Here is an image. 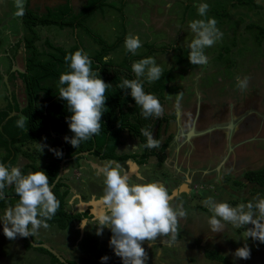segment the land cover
<instances>
[{"label": "rangeland", "instance_id": "rangeland-1", "mask_svg": "<svg viewBox=\"0 0 264 264\" xmlns=\"http://www.w3.org/2000/svg\"><path fill=\"white\" fill-rule=\"evenodd\" d=\"M27 1L25 0V3ZM107 1L109 5L87 17L84 20V26H80L79 29L61 28L57 25L38 26L36 29L40 37L36 41V45L39 50L41 52L48 50L47 40L66 49H70L80 42L85 52L92 56L102 49V45L97 42L94 36H102L108 43L116 42L119 37L126 39L130 34L139 36L142 46L136 51L135 55L128 52L125 47V39H123L120 41L119 46L107 56L114 64H122L130 69L134 62L148 57L154 58L156 64L162 68L161 77L163 78L160 77V79L168 86L162 92V95L165 96L164 109L167 111L170 108L173 109L174 104L179 102L182 108L192 107V104L198 102L196 103L198 109L201 101L207 104L213 99H216L219 103L222 102L220 108L217 106V109L219 114L226 109L225 116L232 113L236 115L241 107L250 109L255 106L256 111L260 114H258L259 117H253V112L250 120L248 119V123L245 125L247 129H245L244 136H242L245 140L248 139L245 141V152L241 150V144L237 145L234 149L235 153L232 155L233 158L228 161V165H231L234 159H240L244 154L245 170L264 165V0ZM0 2V68L9 64L10 53L12 55L17 54L16 61L24 67L29 50L26 49L23 39L26 36L31 37L33 33L24 27L21 17L14 15L16 11L14 0H0ZM65 2L66 0H30L29 6L43 12L47 7L55 8ZM71 2L74 8L73 11L78 12L87 0H71ZM203 3H207L209 9L204 16H200L197 5ZM212 18L217 21L216 27L223 35L213 46L204 49V54L208 57L207 64L192 65L188 59L190 51L188 45L196 37V34L191 31L189 23L195 20L207 21ZM78 50H82L80 46ZM43 58H46V54ZM24 68H26V65ZM1 77L2 73L0 71V91H2L0 98L3 100L1 103L5 104L4 84ZM245 77L249 78L248 87L241 90L237 81L238 78L243 79ZM140 80L146 86H152L159 81L149 83L146 74ZM21 88L23 90H20L19 97L21 104L24 106L28 102L27 92L25 85ZM204 103L202 108L207 111L209 105ZM177 115L179 117L178 111ZM3 117L5 115L0 112V118ZM214 119L217 120L213 116L207 115L205 118L209 122ZM6 120H8V116L7 119L5 118ZM17 121L16 119L15 122ZM3 122L4 120L0 123L1 129L3 128L2 125L6 124H3ZM198 140L200 144L199 152L203 153L206 150V153H208L210 148L206 146L209 143V138L204 137ZM239 140L241 138L238 136L236 141ZM136 142L139 149L143 150L141 143ZM23 149L33 153L35 163L43 167L46 161L51 158L52 138L44 136L39 142L26 143ZM131 149H128V151H131ZM121 151L124 152V150ZM6 154L7 152L4 149H0L1 157ZM87 156L91 162L85 161V159L80 160L79 163H76L75 160H69L66 164L67 167L65 166L68 171L64 172L63 175L64 182L68 183L70 187L75 189L74 186H76L82 190L85 198L83 200H89L95 185L99 184L98 187L102 186L105 189V177L103 174L94 175L93 168L95 165L93 163L100 161V165L104 167L110 162L109 160H99L98 156L91 152ZM16 159L12 166L20 169L26 163L31 162L21 152ZM253 161L254 164L247 165V162ZM152 162L150 161L146 163L147 166L142 167V173L149 172L150 177L148 178L150 180L141 182L135 177L136 179H131L129 183L156 182L157 179L164 178L167 180V178L174 177L169 169L171 167L164 162L158 164ZM183 163L192 165L184 161ZM223 164L221 163V167ZM79 165L83 166V169H81L82 176L76 172ZM121 165L122 172L124 163H121ZM211 165L215 168L214 165L218 164ZM112 166H115V164ZM221 167L218 169H221ZM230 175L222 174L221 179L218 181L230 184L228 178ZM178 181L172 183V190L178 188ZM197 184L201 185L202 183L198 181ZM183 189L186 190L187 188L183 187ZM168 191L170 193V189ZM73 192L71 191L68 196V208L72 212H76L79 199L71 198ZM189 195V202L191 201L190 204H193L192 207H188L187 194H179L177 199L179 205H184L183 208L187 211V217L193 220L189 228L191 232L186 229L180 231L179 238L181 239H177L175 243H169V239H157L153 245H150L149 242L142 244L148 255L146 264H264V245L258 240L247 238L246 235V230L254 227L253 225L249 224L244 228H236L227 223V228L224 227L221 232H212L208 219L213 213L205 205L207 198L196 194L194 199L192 197L194 194L189 193ZM222 198L223 200L219 197L217 202L226 201L228 203L231 201L229 197ZM173 202L175 201H172L174 207L179 206L177 202L175 204ZM200 203L207 210L205 213L198 211L200 209L196 205ZM8 207L13 206L8 204L6 207L0 208V219H2ZM77 224L79 226V223ZM178 229L181 230L180 225ZM72 230L70 228L61 230L56 225L49 224L47 229L41 227L33 237L49 243L66 258H73L70 256L80 257L83 264H87L85 260L92 264H101L103 254L109 257L106 264H123L122 258L116 259L113 255L109 256L112 236L107 232V228L99 236L96 235L97 228L92 232L87 230L85 235L81 233V240L77 244L79 246L77 249L73 248V244L79 233L77 234ZM214 235H217L218 238L210 239V236L214 237ZM60 239H64V242H60ZM82 239L84 240L82 241ZM99 239L104 240L103 246L100 245ZM24 240L26 239L20 236L13 241L6 238L3 233V221H0V264H60L51 262L50 256L41 252L36 246L33 245L29 248L25 245L27 240L25 242ZM245 244L251 250L250 258L247 260L236 258L234 256L235 251ZM209 251L222 255L225 257V261L209 257L207 255ZM81 255L88 256L87 258H81ZM99 255L100 257H98Z\"/></svg>", "mask_w": 264, "mask_h": 264}, {"label": "clouds", "instance_id": "clouds-1", "mask_svg": "<svg viewBox=\"0 0 264 264\" xmlns=\"http://www.w3.org/2000/svg\"><path fill=\"white\" fill-rule=\"evenodd\" d=\"M14 6L16 9L14 15L23 17L25 0H14ZM197 8L199 15L204 16L209 5L203 3L197 5ZM216 25L217 21L214 18L189 23L191 31L196 34L188 45L190 48L188 59L192 65L207 64L208 57L204 54V49L213 46L223 35ZM141 46L139 36L130 34L125 39V47L133 55ZM102 59L104 63H107L110 57L106 55ZM65 61H70L71 71L60 75L59 84L66 85V87L59 88V97L66 101L72 113L68 122L74 136H65L64 139L72 147L78 148L82 141H87L100 133L101 120L106 109L105 93L110 84L100 78L98 70L92 69L93 60L83 50H77L74 54L65 56ZM131 68L137 79H124L119 84V88L130 90L131 97L136 105L141 107V115L145 119L161 117L162 104L153 94L145 93L140 78L146 74L149 83L159 80L162 68L152 57L134 62ZM248 81V77L238 78V87L241 90L247 89ZM26 120L27 117L20 116L17 127L23 129ZM140 132L147 138L145 147L160 149L161 141L153 137L152 131L144 127L140 129ZM122 141H124V136H122ZM51 150L57 157H62V151ZM82 155L88 154L83 153ZM162 159L163 162L164 157ZM162 162L159 161V163ZM114 163L109 162L108 165L99 169L105 177V189L103 196L98 198V203L102 207L98 212L93 213L96 226H98L96 235H102L105 228L110 229L113 234L110 247L113 248L116 256L122 258L123 264H146L148 255L142 246L143 242L147 241L153 245L159 237H169V243H175L179 221L187 217V211L182 204L173 206V197L163 184L159 182L130 184L128 174L126 172L122 174L121 165L115 163V166H112ZM13 185L19 201L15 207H8L0 219L3 221V233L6 238L15 240L17 236H34L41 227L47 229L49 227L47 221L51 220L60 208V201L52 191L48 175L41 170L23 175L19 167H6L0 163V200L6 199L5 188ZM70 189L73 190L72 187ZM91 201L92 199H80L77 203V211L85 213L90 205H93L92 210H94L95 206L90 203ZM82 202H86L84 211H80ZM205 205L213 213L208 219L213 232H221L225 222L236 228H244L251 224L254 227L246 230L247 238L250 237L264 243V198H255L247 204L241 203L232 207L226 202H216L212 197H208ZM88 217L87 215L79 221L81 229L89 225ZM234 256L247 260L251 256V250L245 244L235 251ZM108 260V256L101 257V264H106Z\"/></svg>", "mask_w": 264, "mask_h": 264}, {"label": "trees", "instance_id": "trees-1", "mask_svg": "<svg viewBox=\"0 0 264 264\" xmlns=\"http://www.w3.org/2000/svg\"><path fill=\"white\" fill-rule=\"evenodd\" d=\"M29 4L30 0L26 3L25 14L22 17L24 27L33 33L31 37L26 36L23 39L26 49L29 50L25 59L26 71L22 74L25 79V89L28 97L27 105L23 110L27 120L25 127L21 129L17 127V122H15L16 119L19 120V117L14 116L6 122L2 129L0 128V149H4L7 152L3 157L0 156V163L5 164L8 161L6 167L12 166L18 154L21 152L32 161L21 168L22 174L27 175L29 171H44L49 177L50 185H52L58 175L60 162L65 156L73 157L85 151H92L91 153L98 155L101 159H115L118 161L139 156V153L123 155L117 151L118 146L123 142L122 132L129 129L140 140L146 150L142 154V159L139 161V163L145 164L148 161L149 148L145 147L147 138L141 135L140 129L147 127L151 131L155 125L163 123L162 121L166 117H149L145 119L141 115V107L136 105L135 100L131 97L130 90H122L119 88V84L124 79H137L132 68H127L122 64H114L111 59L107 63L103 62L102 58L118 47L120 41L125 38L119 37L116 42L108 43L102 36H94L97 42L102 45V49L92 56L85 52L80 42L74 47L66 49L61 45L53 44L47 40L46 44L49 47L46 52H41L36 45V41L40 37L36 29L38 26L57 25L61 28L70 27L73 30L76 28L79 29L80 26H84V20L87 17L91 16L95 11L108 6V1L87 0L86 4L78 12L73 11L74 8L71 0H66L63 5L55 8L47 7L43 12L30 8ZM79 46L93 60L92 69L94 71L98 70L100 78L105 83L110 84V87H108L105 93L107 97L106 109L102 116L100 133L87 141H82L78 148H74L64 139L65 136H74V133L71 132L68 122L72 113L69 111L66 101L59 97V88L66 87V85L59 84V78L61 74L71 71L70 61L66 62L65 56L74 54ZM45 54L46 58H43ZM161 79L152 86H146L141 82L143 83L145 93L156 96L162 106H164L165 96L162 95V92L168 86ZM1 114L7 115L5 111L1 112ZM171 118H174V115ZM4 119L5 117L0 118V123ZM10 130H13V132ZM54 134L56 136H53ZM44 136L51 137L52 149L62 151L63 155L62 157H57L51 150V158L42 167L35 163L34 154L23 150L20 143L39 142ZM171 139L172 135L167 142ZM165 147L166 144L163 145V148ZM65 150L66 154H64ZM156 150L154 148L152 154L156 155ZM83 157L85 156L81 154L72 160L79 163ZM162 158L160 162H162ZM247 175L248 178L254 179L264 185V168L257 171H250ZM67 184L64 182V177H62L54 186L53 192L60 201V208L55 216L47 221L48 224L57 223L61 228H66L69 224L78 222L88 215L78 211L72 213L67 209L68 196L71 193V187ZM4 193L6 199L0 200V208L6 207L8 204L15 207L19 201V197L15 193L14 185L12 187H6ZM24 238L27 240L25 245L29 248L33 247L28 237ZM34 240L41 242L37 239ZM36 248L48 254L52 262L65 264L47 248ZM207 255L211 258L225 261V257L214 251L207 252ZM69 262L78 264L75 260H69Z\"/></svg>", "mask_w": 264, "mask_h": 264}, {"label": "flooded vegetation", "instance_id": "flooded-vegetation-1", "mask_svg": "<svg viewBox=\"0 0 264 264\" xmlns=\"http://www.w3.org/2000/svg\"><path fill=\"white\" fill-rule=\"evenodd\" d=\"M16 58H17V54L12 55L10 53L9 64L6 66H1L0 68V71L2 73L1 80L3 81L4 84L3 91L5 97V104L1 103L3 100H1L0 98V112L5 111L7 113V115L5 116L6 119L7 116L9 117L10 115H13L10 116L8 120H6V122L9 121L14 116H18L19 118L20 116L25 117L23 110L27 105L26 104L23 106L21 104L19 97L20 90H23L21 86L25 85L24 82L25 79L22 74L26 71V68H24L26 65V61H25V65H23L24 67H22L20 63L16 61ZM1 92L2 91H0V93ZM202 102L203 101H201V104L198 109L196 105V103L198 102H196L194 105L192 104V106H194L193 108L194 112H192L191 115L189 114L183 115L185 116L183 117L184 120L182 119V116L178 117L176 113L170 115L167 111H164V116L166 118L163 119L164 120L162 121L163 123L159 125H155L151 130L153 132L154 138L161 141V146L160 149L156 148L157 149L156 155L152 154L153 152L152 150L154 149H148L149 156L147 157L148 161L146 163L150 161H153L152 163H159L161 157H164L163 162L167 166H169V162L171 159L170 157L173 158V161L170 162L172 163V167L169 169L171 173L174 174V177L173 178L166 177L167 180L164 178L157 179L156 182L158 181L159 183H162L168 190L170 189V193H169L170 195H172L175 190V189L172 190V183H176L179 180L178 181L179 185L177 189L182 188L184 184L188 185L189 190H184L181 192V194L188 195V207H192V203L190 204L191 201L189 202V196H190L189 193H191V195L194 194V199L196 197L195 196L196 194H200L203 198L204 196L206 198L212 197L216 202L219 197L222 200H223L222 197L225 198L229 197L231 201H229L228 204L232 207H236L241 203L247 204L249 201H254L255 198H264V196L262 197V195H264V185L260 184L258 181L254 179L248 178L247 175L248 172L250 171L253 170L257 171L264 168V165L254 169L250 168L245 170V154L240 159L239 158L234 159L231 165H228V161H231L233 158L232 155H234L235 153L234 149L237 145L241 144L242 147H244V148L241 147V150L245 152V141L248 140L242 138V136H244L245 129H247L245 125L248 123V119L250 120V117L253 114V112H254L253 117H257V116L259 117L258 114L260 113L256 111L255 106L251 107L250 109H248L247 107L245 108L241 107L236 115L235 113H232L230 115L226 114L225 116V112H227L226 109L223 110V113L221 112L220 114L217 109V106L220 108L222 102L219 103L216 101V99H213L210 103L207 104L203 102L205 105H209L207 111L204 108H202L203 107ZM173 115L174 118H171ZM206 115L210 117L213 116V118H216L217 120L214 119L211 122H209V120L206 121L205 120ZM172 121L173 122L175 121V126H176L175 131L171 130L173 123ZM205 130L208 131H206L205 133H200L201 131H205ZM191 131L192 132L194 131L193 135L188 137ZM122 135L124 136V141L121 145L118 146V150H117L118 153L123 155L130 153L131 154L139 153V156L132 158L136 162H139L142 159V154L146 151L144 147L143 150L139 149V145L137 144L136 141L140 142V140L137 139L130 132L129 129L124 130L122 132ZM171 135H172V139L169 142H167V140L170 138ZM238 136L241 138V140L236 141V139L238 140ZM204 137L209 138V143H207L208 145L206 146L210 148L208 153H206V150L203 153L199 152L200 144L198 139ZM234 139L236 142L234 141ZM133 141H135L136 144H133ZM20 144L22 149L26 145L23 143ZM165 144L166 147L163 148V145ZM135 146L138 147L135 148ZM169 146H171L170 155L169 152H167ZM202 147L204 146L202 145ZM129 148H132L131 151H128ZM121 150H124V152H122ZM179 158L181 159V161L180 160L178 161ZM182 158L185 160L186 163H191L192 165L184 164L182 162ZM219 158L221 159L218 160ZM84 159L88 160L89 158L85 157ZM104 160H110L116 163L120 162L114 159H104ZM123 161H127V160H123ZM7 163L8 161L4 165L6 166ZM221 163H224L222 167H221ZM250 163L254 164V161L247 162V165ZM211 164H218V165H214L216 166L214 168L211 167L212 166ZM219 167H221V169H218ZM130 170L133 171V168L131 167ZM222 174H231L230 176H228V178L230 179L229 181L231 182L230 184L224 183L223 181H218L221 179L220 176ZM203 175L205 177H202ZM140 181L143 182L144 180H140ZM198 181L201 182L202 184L198 185L197 184ZM194 182L196 183L193 184ZM178 196L179 194H175L173 196L172 201L178 203L179 202L177 199ZM203 200L201 201V203L203 202ZM175 202L173 203L175 204ZM201 203L196 206L200 209L199 211L205 213V211L207 210H205V208L201 205ZM177 205H179V203ZM97 207L100 209L102 206L97 205ZM92 208L93 205H90L85 211V213L88 214L89 216L88 219H92L95 217L91 213ZM179 225L181 229L187 227V226L183 227V224L180 223ZM224 227L227 228L226 222L224 223ZM179 237L180 236H177V239H180ZM210 237H211L210 239L218 238L217 235H214V237L212 236ZM158 239H165V237H159ZM146 242L147 241L143 242V244Z\"/></svg>", "mask_w": 264, "mask_h": 264}, {"label": "crops", "instance_id": "crops-1", "mask_svg": "<svg viewBox=\"0 0 264 264\" xmlns=\"http://www.w3.org/2000/svg\"><path fill=\"white\" fill-rule=\"evenodd\" d=\"M207 99V98H206ZM208 100V99H207ZM194 106H190L189 108L188 107H186V108H182L181 107V105H180V102L179 103H177V104H174V107H173V109L172 108H170L169 109V111H167V110H165L164 109V106H163V116H164V111H167L170 115L171 114H177V111H178V113H179V116H182V119L184 120V118H183V115H187V114H191L192 112H194ZM172 109V111L170 112V110ZM185 113V114H184ZM173 122V121H172ZM171 122V123H172ZM171 130H176V126H175V121L172 123V129ZM134 142V144H136V142L135 141H133ZM143 146V145H142ZM138 146H135V148H137ZM130 149V148H129ZM167 152H169V155H170V153H171V146H169L168 147V149H167ZM131 154V153H130ZM86 158H89L87 155L85 156ZM84 157V158H85ZM84 158H82V159H84ZM99 158V157H98ZM171 159H170V162L171 161H173V158L172 157H170ZM81 159V160H82ZM169 159V158H168ZM167 159V160H168ZM99 160H101L100 158H99ZM115 160V159H114ZM125 160H127V161H120L118 164H120L121 165V163H124V165H123V171H122V174L123 173H128L129 171H131L130 169H131V165H130V163H128V160H131V161H133V162H136L135 160H133L132 158H129V159H125ZM137 160V159H136ZM181 161V159L179 158L178 159V161ZM85 161H89V162H91L90 161V158L88 159V160H85ZM101 161H104V159H102ZM110 161V160H109ZM185 162V160L182 158V162ZM47 163H48V160L46 161ZM80 162V161H79ZM110 162H114V161H110ZM169 162V161H168ZM169 162V167H172V163H170ZM77 163V162H76ZM116 163V162H115ZM114 163V164H115ZM163 163V162H162ZM67 164V163H66ZM95 166H94V175H96V176H98V175H101L102 173L99 171V169L100 168H103V166L102 165H100V161H98L97 163H93ZM157 164V163H156ZM144 165H146V164H141V163H139V162H136V168L134 167V170H133V174L130 176V179H129V181H131V179H136L135 177H137L139 180H150L148 177H150V174H149V172H144V173H142V167L144 166ZM122 166V165H121ZM147 166V165H146ZM67 167V166H66ZM81 169H83V166H81V165H79V167H78V169H76V172H78L81 176H82V171H81ZM68 170H67V168H66V170H65V172H67ZM74 172H75V170H74ZM75 172V173H76ZM84 177V176H83ZM162 184V183H161ZM99 186V184H97V185H95V188L93 189V191L91 192V196L89 197V200H96V199H98V198H100V197H102L103 196V194H104V188L101 186V187H98ZM74 188L75 189H73L72 191H74L73 193L74 194H72V197L71 198H76V199H85L84 198V196H83V192H82V190L81 189H78L76 186H74ZM186 190H189V187H188V185H187V189ZM190 190H191V188H190ZM179 194H181V193H179ZM76 195V196H75ZM72 200V199H71ZM73 201V200H72ZM67 209L69 210V208H68V204H67ZM78 210V209H77ZM76 210V211H77ZM70 212H71V209L69 210ZM199 211V210H198ZM201 212V211H200ZM87 221H88V223H89V225L86 227V228H84V229H81L80 228V222L78 221V222H74V223H71V224H69L66 228H61L57 223H52V225H56L59 229H61V230H65V229H68V228H70L72 231H74V232H77V234L79 233V235H78V237L76 238V239H74V244H73V248H75V249H77V248H79V246L77 245L78 244V242H80V240H81V233H83L84 235H85V233H86V231L87 230H89L90 232H92L94 229H96L98 226H96V219H95V217L94 218H92V219H87ZM180 224H183V227L185 226H187V229L186 228H183V229H178V236L180 235L179 233H180V231H185V229L187 230V231H190L191 232V229H189L190 227H191V224H192V222H193V220H191V218H189V217H186V218H181L180 219ZM77 223H79V226H78V224ZM201 224V223H200ZM51 225V224H50ZM76 230V231H75ZM107 232L108 233H110L111 234V236L113 235L112 234V232H111V230L110 229H108L107 228ZM182 234V233H181ZM44 236V235H43ZM39 237V236H38ZM41 237V236H40ZM24 238V237H23ZM165 239H169L168 237H165ZM181 239V238H180ZM84 239H82V241H83ZM25 242V241H24ZM42 242V241H41ZM60 242H64V239H60ZM99 242H100V245L101 246H103V244H104V240L103 239H99ZM46 243V242H45ZM47 244H49V243H47ZM50 245V244H49ZM51 247H53L52 245H50ZM54 248V247H53ZM55 249V248H54ZM81 249V248H80ZM110 252H109V256L111 255H113L114 256V258H116V259H119L120 257H118V256H116V255H114V250H113V248L112 247H110ZM97 251L95 250V253H96ZM44 253V252H43ZM46 254V253H45ZM98 254V253H97ZM48 255V254H47ZM82 257L81 258H83V257H85V258H87V256L88 255H81ZM102 256H105L104 254L102 255ZM107 256V255H106ZM70 257H73V258H70L71 260H75V261H77L79 264H83V260H81L80 259V257H77L76 258V256H70ZM98 257H100V255L98 256ZM113 258V257H112ZM51 259V258H50ZM69 259V258H68ZM52 262V261H51ZM85 262L87 263V264H92V263H90V262H88L87 260H85Z\"/></svg>", "mask_w": 264, "mask_h": 264}, {"label": "water", "instance_id": "water-1", "mask_svg": "<svg viewBox=\"0 0 264 264\" xmlns=\"http://www.w3.org/2000/svg\"><path fill=\"white\" fill-rule=\"evenodd\" d=\"M10 116H13V115H10ZM9 116V117H10ZM8 117V118H9ZM4 123H6V121H4L3 122V124ZM3 126V125H2ZM233 128V127H232ZM208 130H210V129H208ZM208 130H205V131H201L200 133H205L206 131H208ZM194 132V131H193ZM193 132L191 131L190 133H189V135H188V137H190L191 135H193ZM54 136H56L55 134H54ZM89 154V151H86V152H82V153H80V154H76L75 156H73V157H64L62 160H61V162H60V169H59V172H58V175H57V177L55 178V180H54V182L52 183V191H53V188H54V186L57 184V182L61 179V177L63 176V174H64V172H65V165H66V162L68 161V160H71V159H74L75 157H77V156H79V155H81V154ZM64 154H66V150H65V152H64ZM128 163H130V165L132 166V164H134L135 165V168L137 167L136 166V162H133V161H131V160H128ZM128 176L130 177L132 174H133V172L132 171H129L128 173ZM184 185H186V184H184ZM183 185V186H184ZM183 186H182V188H183ZM186 187H187V185H186ZM182 188H180V189H175L174 190V192H173V194L171 195L172 197L175 195V194H179V193H181L184 189H182ZM92 201H94V200H92ZM96 201H99V199L98 200H96ZM82 204H83V206H80V211H84L85 210V208H84V206H86V202H82ZM94 206H95V204H94ZM96 210V206L94 207V210H91V213H92V215H94L93 213L94 212H96L95 211ZM95 216V215H94ZM84 219H87V218H84ZM28 239H29V241L32 243V245H34V246H36V247H44V248H47L49 251H51L54 255H56L59 259H60V261L61 262H63V263H65V264H73V263H71V262H69V260L66 258V257H64L61 253H59L56 249H54L53 247H51L49 244H47V243H45V242H36L35 240H34V237L33 236H28Z\"/></svg>", "mask_w": 264, "mask_h": 264}, {"label": "bare ground", "instance_id": "bare-ground-1", "mask_svg": "<svg viewBox=\"0 0 264 264\" xmlns=\"http://www.w3.org/2000/svg\"><path fill=\"white\" fill-rule=\"evenodd\" d=\"M131 167H132L133 170H134L135 165L132 164ZM132 172H133V171H132ZM183 187H184V188H187L186 185H184ZM90 203L95 204V206H96V210H95V211H96V212H98V211L101 209V208L99 209V208L97 207V205H100V204L98 203V201L94 200V201H91ZM81 205L83 206V204H81ZM101 206H102V205H101Z\"/></svg>", "mask_w": 264, "mask_h": 264}]
</instances>
